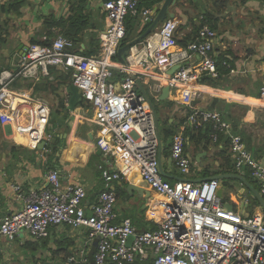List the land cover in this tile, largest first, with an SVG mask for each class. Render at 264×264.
<instances>
[{"label":"built area","instance_id":"1","mask_svg":"<svg viewBox=\"0 0 264 264\" xmlns=\"http://www.w3.org/2000/svg\"><path fill=\"white\" fill-rule=\"evenodd\" d=\"M106 27L100 34V55L87 58L69 52L72 43L63 37L45 47L32 46L14 72L0 69V125H7L27 137L33 150L51 141L46 129L48 108L23 92L13 91L15 80L47 76L49 67L71 75L72 85L92 116L97 128L96 147L105 158L98 167L104 190L90 207L79 184L63 185L57 171H49L48 187L33 192L23 200L20 210L0 217V241L23 239L39 241L49 237L52 227L67 226L87 231L86 248L59 264H264V213L250 217L229 215L217 192L220 182L194 184L170 183L159 172V142L150 106L137 83L152 102L158 101L164 84L177 96L179 106L188 109L170 144V159L182 176L188 174L184 153L187 126L193 130L209 127L210 143L219 146L223 137L229 141L228 153L237 173L248 169L264 200V161L256 160L246 149L240 135L215 111L195 106L205 94L201 76L217 78L216 33L204 25L195 39L183 47L176 42L179 23L165 20L147 38L129 49L125 64L117 59L125 38L127 16L140 17L147 23L151 13L139 9V0H108L103 4ZM191 58H196L195 63ZM222 65L232 73L227 60ZM171 76L168 71L175 68ZM119 78L115 80V77ZM256 101L264 100V85ZM114 165V166H112ZM129 175H137L148 189L162 199L152 213L156 227L140 232L126 219L116 224V194L112 184ZM15 190H19L16 187Z\"/></svg>","mask_w":264,"mask_h":264},{"label":"crops","instance_id":"2","mask_svg":"<svg viewBox=\"0 0 264 264\" xmlns=\"http://www.w3.org/2000/svg\"><path fill=\"white\" fill-rule=\"evenodd\" d=\"M104 3L105 0H22L17 12H14L9 9L16 2L0 0V69L16 71L30 47H45L44 43L51 45L58 37L67 38V32L73 38L74 53H92L95 46L91 41L94 39L98 41V52L81 56H99V36L106 27ZM162 3L150 9V13L155 8L159 9ZM167 11L179 23L175 35L179 47L192 42L198 29L204 25L215 31L217 57L223 54L224 60L232 67V73L229 71L218 80L201 76L199 84L206 90L194 105L220 113L237 130L235 134L240 135L252 157L264 161V118L258 119L259 116L252 110L256 106L264 108L256 101L264 85V0H176ZM136 19L139 26L134 32L135 37L144 26H149L140 17ZM51 20H61V23L50 25ZM196 60L191 58L193 63ZM207 77L213 82H201ZM118 78L116 76L115 80ZM71 85V75L57 67H49L48 75H39L36 80L18 79L12 82L13 91L23 92L48 108L46 133L54 143H47L51 146L43 151L33 150L27 146L26 135L15 132L7 125H0V217L21 209L23 200L18 198L19 195L26 198L33 192L45 190L49 171H57L63 185L79 183L84 187L87 197L83 206L87 214L104 190L98 167L105 164V158L95 144L97 128L90 123L92 112L79 98L73 101V111H68L72 100L68 92ZM156 102L159 104L154 105L159 109L158 130L162 144L159 167L165 181L197 184L202 179L235 174V168L232 171L225 163L229 153L224 158L219 154L221 144L216 146L199 141L195 132L193 134L197 137L193 140L184 133V153L189 168L188 174L182 176L170 159V144L180 126L185 125L188 114L181 113L183 107L178 105L173 91H169L166 101ZM172 106L177 107L176 111L171 110ZM242 106L246 110L241 117L237 114L243 110ZM258 121L263 123L259 125ZM186 129L193 131L190 126ZM228 180L227 183H220V187H224V205H232L237 217H250L256 213L260 216L261 209L253 205L251 191L242 182L236 184L237 180ZM131 183L137 185L142 181L137 175H129L112 184L117 197L114 207L116 224L128 219L140 232L152 230L156 227L152 213L158 212L154 208L155 202L162 198L149 189V196L136 192L128 194L126 189ZM16 187L19 190H15ZM30 241L20 236L13 242L29 250L44 245L46 260L58 263L83 248H86L88 256L95 251L93 245L90 248L87 246V231L83 228L52 227L48 238ZM13 242L1 239L0 264H12L10 251ZM37 259L34 256L26 263L38 264Z\"/></svg>","mask_w":264,"mask_h":264},{"label":"water","instance_id":"3","mask_svg":"<svg viewBox=\"0 0 264 264\" xmlns=\"http://www.w3.org/2000/svg\"><path fill=\"white\" fill-rule=\"evenodd\" d=\"M176 0H164L161 7L159 9L155 8L153 13L150 15L149 19L147 20V24H149L148 28L144 31V33H142L139 37H137L136 39L123 44L117 52V59L121 64H125V58L128 55L129 49L131 47H133L134 45H136L137 43L143 41L145 38H147L155 29H157V27L163 23L165 20L167 19H173V15L168 13V8L172 5L175 4ZM156 15H153L155 14ZM176 70V67L171 69L170 71H168L167 76H171L174 71ZM137 86L139 88V90L141 91V93L144 95V97L146 98L150 109L152 111L153 114V118H154V122H155V127L157 130V139L159 142V151H158V160H160V154H161V148H162V144H161V138H160V134H159V130H158V112L157 109L154 105V103L150 100V98L148 97V94L146 93V91L141 87V85L139 83H137ZM69 94L72 97V100L70 101V107L68 108V111L72 112L74 109L75 104L73 103L75 98H79V100L82 101L80 94L78 93L77 89L71 85L69 90H68ZM168 94H169V88L167 84L163 85L162 91H161V95L159 97V101L160 102H164L168 99ZM228 104L226 105V108ZM214 111V109H213ZM52 144L54 143V141H51ZM49 147L48 144H46L44 141H42L38 146H37V150L38 151H43L45 148ZM159 165H160V161H159ZM159 172L160 175L162 176L163 179H165V175L162 173L160 167H159ZM228 179H234L237 181L242 182V184L247 187L251 193L253 194L254 198L257 200V203L261 209V211L264 213V200L263 198L259 195V193L257 192V190H255L254 188H252V186L250 184H248L246 182V180L238 175V174H233V175H221V176H215V177H211V178H206V179H202L200 181H197V183H204V182H210V181H218V182H224ZM148 187L147 185L142 182V183H138L137 185H133L132 183L128 186V188L126 189V192L128 194H132L133 192H136L139 195H143V194H148V196L150 195V192L147 190ZM224 187H220L218 189V196L222 198V193H223ZM227 214L229 215H233L234 211H233V206L230 204H226L224 205ZM38 264H59L58 262H53V261H47L46 259H41L38 258L37 259Z\"/></svg>","mask_w":264,"mask_h":264},{"label":"trees","instance_id":"4","mask_svg":"<svg viewBox=\"0 0 264 264\" xmlns=\"http://www.w3.org/2000/svg\"><path fill=\"white\" fill-rule=\"evenodd\" d=\"M13 1L16 2V5L11 4V8L9 10L10 11L17 12L20 4L22 3V0H13ZM106 1H108V0H105V2ZM162 1H164V0H140L139 1L140 2L139 3V8H145L146 10H150V9L154 8L156 5L160 4ZM136 20H137L136 17H132L130 15L126 17V19L124 21L125 38L123 40L122 45L123 44H126V43H128V42H130V41H132L134 39H136L137 37H139L142 33H144V31L148 27V25L147 26H144L143 29H141L139 31V33H137V37H135V33L134 32L136 31V28H138V26H139V23ZM59 23H61V20L60 21H54V20H51L50 21V25H52V24H59ZM46 24L49 26V22L48 21H47ZM211 29H213V28L211 27ZM70 34L71 33H68L67 32V34L65 35V36H67V38L65 37V39H67L68 41H70L72 43V47H71V49H69V52H74V50H73V43L74 42L72 41L73 38L71 37ZM132 35H133V37H132ZM91 43L94 44V46H95L93 52L92 53H83L81 55L91 56V55H93V54H95V53L98 52V50H97L98 49V41H94V39H93L91 41ZM45 44H47V43H44V46H47L48 45V44L47 45H45ZM217 60H218L217 61V72H218L217 80H218L222 75H224V74L227 75L228 72H229V70L228 69H225L224 66L222 65V63L224 61L223 54H219ZM230 68L232 69L231 66H230ZM209 79L210 78H208V77L207 78H203L201 80V82H203V83H205L206 81L208 83L209 82H213V81H211ZM181 113L183 115L184 114H188V109L183 108V110L181 111ZM195 132H196L197 135H199V141H202V142H205V143H209L210 142L209 135H210L211 130H210V128L208 126L205 127L204 129H198V130H193V131H188L186 129L185 135L186 136H190V138L193 140V139H195L197 137L195 134H193ZM233 132L234 133H237V130L235 128H233ZM219 144H221V146H222L221 147V150L219 151V154L221 155V157L224 158L225 155H227V152H228L229 141L226 140V139H224L223 137H221L219 139ZM50 146L51 145H49V148H50ZM225 163L227 165H229V167H231V170L232 171L234 170V165H233V163H232V161H231V159H230L229 156L225 157ZM233 173L237 174V172H235V170H234ZM242 177L246 180V182L248 184L252 185L254 187V189H256L258 191L256 183L250 178V174H249L248 169H246L244 171ZM252 203H253L254 206H257V207L259 206L258 203H257V200L255 198H252Z\"/></svg>","mask_w":264,"mask_h":264},{"label":"rangeland","instance_id":"5","mask_svg":"<svg viewBox=\"0 0 264 264\" xmlns=\"http://www.w3.org/2000/svg\"><path fill=\"white\" fill-rule=\"evenodd\" d=\"M256 100H258V99H256ZM153 103L156 104V105H159V104H157L158 102H156V101H154ZM176 109H177L176 106H174V107L172 106V108H171L172 111H176ZM245 110L246 109L243 107V110L240 111V113L237 114V115L238 116L241 115V117H242L243 112ZM248 110H250V109H248ZM252 110L255 111V114H257L256 116H259V117H257L258 119L259 118H264V108H261V107L256 106ZM257 123L259 125H261L263 122L258 121ZM228 181L229 180H226L224 182L227 183ZM235 183L236 184H239L240 181H236ZM257 189H258V187H257ZM46 255H47V249H46V246H44V245H42V247H37L36 246L35 249L29 250L26 247H20L18 245V242H13V248H11V251H10V257H11V261L10 262H12V264H27L26 262H28L29 260H31L32 257H34V256L37 257V258H41V259H48ZM21 259H23V260H21Z\"/></svg>","mask_w":264,"mask_h":264},{"label":"bare ground","instance_id":"6","mask_svg":"<svg viewBox=\"0 0 264 264\" xmlns=\"http://www.w3.org/2000/svg\"><path fill=\"white\" fill-rule=\"evenodd\" d=\"M258 103L261 104V105H264V100L263 101H259Z\"/></svg>","mask_w":264,"mask_h":264}]
</instances>
